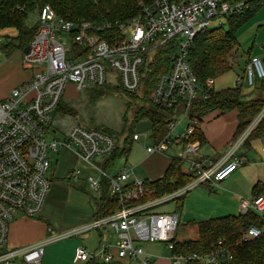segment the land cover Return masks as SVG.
I'll return each mask as SVG.
<instances>
[{
    "label": "built area",
    "instance_id": "obj_1",
    "mask_svg": "<svg viewBox=\"0 0 264 264\" xmlns=\"http://www.w3.org/2000/svg\"><path fill=\"white\" fill-rule=\"evenodd\" d=\"M248 1L153 0L139 16L118 25L119 30L114 34L109 33V25L74 24L57 16L49 5L39 9L36 14L37 28L26 46L27 52L17 51L21 54L24 70L30 71L32 76L12 88L5 98L0 97V264H42L44 249L49 243L71 238L88 229L106 227L118 235L115 251L103 244L93 251L78 247L73 255V264L124 263L130 260L152 264L151 255L145 252L142 243L163 244L172 253L178 216L175 213H147L156 202L139 203L145 194L144 180L131 179V169L116 168L118 160L109 162L120 142L101 130L79 126L71 130L68 140H58L49 135L52 116L68 84L78 92L113 86L114 83L125 93L141 90L142 67L154 56L158 47L176 41L170 69L157 79L149 95L154 108L174 113L167 132L160 138L152 139L151 125L147 132H134L132 141L137 143L142 137L149 139L150 143L145 146L149 156L163 155L178 143L174 158L186 166L194 181L169 196L171 199L197 185L218 187L247 163L244 157L237 156V152L263 118L264 109L234 140L221 161L207 165L197 160L199 143L189 142L188 139L198 122L190 120L188 115L200 95L204 99L209 97L214 80L205 81L206 91L203 92L187 55L198 34L221 19L240 13ZM104 29L107 32L100 34ZM234 64L235 59H232L230 65ZM255 80L264 81V62L251 57L239 83L252 86ZM183 119L187 126L179 131ZM62 149L72 150L81 162L95 171L96 174L85 177L89 190L99 196L104 183L110 198L117 202L116 210L109 217L94 220L90 226L62 234L49 230L51 236L46 241L10 250L6 244L15 215L19 213L22 218H34L42 213L50 192L52 157ZM261 151L264 153V146ZM81 174L79 169L74 168L66 179L78 181ZM248 211L261 215L264 212V197H255L250 202L242 200L240 214L245 215ZM261 236L264 232L251 226L243 233L242 240L250 241ZM220 245L221 241H218L217 246ZM230 259L224 248H215L205 255L172 253L170 257L171 264H220Z\"/></svg>",
    "mask_w": 264,
    "mask_h": 264
},
{
    "label": "trees",
    "instance_id": "obj_2",
    "mask_svg": "<svg viewBox=\"0 0 264 264\" xmlns=\"http://www.w3.org/2000/svg\"><path fill=\"white\" fill-rule=\"evenodd\" d=\"M170 1L178 2L180 0ZM260 1L262 0H249L247 4L251 5ZM152 2L153 0H0V31L11 29L16 32L15 37H4V45H0V50L13 54L22 51L29 44L37 25L29 27L27 21L31 16L37 14L44 5H49L57 16L74 24L86 22L98 27L109 25L110 32H108L114 34L119 30L118 25L125 24L139 16L142 9L151 6ZM260 6L253 12H248V14L241 12L225 18L229 23L227 30H224L220 25L217 28H209L201 32L193 39L188 50L187 60L203 92L206 91L205 81L207 79L214 80L232 68L230 62L234 59L232 54L237 46L236 34L252 18ZM105 32L107 30L104 29L100 31V34ZM102 36L105 38V34ZM175 43L176 41L166 42L158 47L154 56L142 67L141 90L132 94L125 93L117 86V89L130 98L136 95L135 100L138 101L139 105L134 108L128 128L122 127L120 130L99 129L120 142L119 147L109 158L110 163L126 159L129 155L134 144L132 135L137 123L141 121L151 123L152 139L160 138L166 134L167 125L174 113L165 112L163 114L154 108L150 103L149 95L157 79L169 71L171 57L176 50ZM252 86L262 89L264 81L255 80ZM244 87V84L239 83L232 89L218 92L211 90L209 97L206 99L203 95H200L192 104L188 118L190 120L195 119L199 123L200 118L207 112L215 110L220 112L235 111L238 120L235 136H240L264 109V98L249 99L243 93ZM99 88L93 89L91 94H100ZM137 95L143 97L138 98ZM127 107L128 110H131L130 105H127ZM57 111L72 114V111L62 107V102L57 107ZM122 120L126 122V116ZM117 135L123 136L122 139L118 138ZM263 135L264 125L261 119L246 137L243 148L253 139ZM195 140H199L200 145L203 142L201 133L196 128L188 141ZM193 181V176L184 173L181 162L174 158L162 178L151 182L144 180L145 194L139 200V203H150L169 196V194L179 192ZM182 198L183 195L181 194L174 199L180 200ZM95 205L94 220L109 217L117 208L116 200L110 198L104 183L100 195L95 200ZM251 226L264 232V219L253 211H248L247 214L236 217L227 216L199 222L197 224V239L181 242L174 239L172 253L177 255H205L215 248H224L231 259L220 264H264V236L250 241L242 240L243 233ZM218 241H221L220 246H217ZM93 263L88 262L86 264ZM186 264L199 263L189 262Z\"/></svg>",
    "mask_w": 264,
    "mask_h": 264
},
{
    "label": "crops",
    "instance_id": "obj_3",
    "mask_svg": "<svg viewBox=\"0 0 264 264\" xmlns=\"http://www.w3.org/2000/svg\"><path fill=\"white\" fill-rule=\"evenodd\" d=\"M241 53L242 52H240L239 48L236 46L232 57L237 60L236 57L240 55V58L238 59V61H235V64L231 68L234 71V84L233 82H231L229 83V86H223L222 89L218 90L215 89L214 84L213 90L215 92L236 87L239 82L242 81L244 77V68L251 57L258 56L264 62V46L259 49L257 56L253 55L252 47L250 51H247L246 53L244 52V57H242ZM240 59L241 61H239ZM31 74L32 73L28 71V74L22 77L20 81H17L14 87L28 81L32 76ZM244 88L245 89H243V93L247 95L249 99H256L258 97H261L262 99L264 98V86L262 89L254 88V86H245ZM3 90L6 91L3 88L0 90L1 98H5L8 94V92L4 93ZM1 91L3 92L1 93ZM237 123V113L235 111L220 112L218 110H215L207 112L202 118H200V121L195 128L201 133L203 142L200 145L199 140H195L199 143L200 146L197 160L207 165L221 161V159H223L228 154L231 145L237 138L235 136ZM262 123L264 125V116L262 118ZM183 125L185 128L186 125ZM181 127L182 123L178 127L179 131H182L184 129L183 127ZM263 146L264 135L253 139L244 148L242 146L237 152V156H241L246 159L247 163L244 166L238 168L225 180L219 183L218 187H211L207 184L197 185L189 189L187 192L182 193L183 197L185 196V194H188L192 190L197 189L195 190L197 195H199L200 197H206L213 204V206L211 207V211H213L214 213H209V215H211L212 217L213 215L215 218L227 216L236 217L238 215H241L240 202L242 200L250 202L256 196L264 197V153H262L261 151V148ZM177 152L178 143L170 147L163 155L149 156L145 151L144 155L146 154V156L139 162L136 161L135 163L141 166L144 175L147 176V178L143 176L146 179L142 178L141 180L151 182L156 179L162 178L171 160L174 159V155ZM141 154L142 152L140 151L138 153L139 158L141 157ZM57 156V159H53L52 157L53 164L50 172V192L40 216L45 220L46 223H48V226H46L47 224H39L34 221H29L30 223H28L27 226L34 224L36 226L42 225L41 228L43 229L39 233V237L28 244L24 242L21 244L15 242V245L18 246V248L46 241L47 236H51L48 229L52 230L56 234H62L74 230L76 229V227H86L87 223L89 224L94 221L93 214L96 207L95 200L98 196H96V198H93V193L89 190L88 185L85 181V177H87L89 174H96L95 171L90 170L83 162H81L72 150L62 149L59 151ZM181 164L182 171L184 173H187V168L183 166L184 164L182 162ZM74 168L79 169L82 173L78 181H71L66 179L67 174ZM88 190L90 192H88ZM87 192L90 196L89 199L85 197V194H87ZM64 193H72L78 197L82 196L85 200L83 201L84 206L80 207L82 209H85L78 214V218L71 219L70 222L67 223H64L61 219V216L57 215L58 212H62L61 205L63 203L59 198H62ZM158 200H155L153 202H157ZM86 204H93L94 209H91V207H88ZM150 210L147 213H150ZM262 218L264 219L263 216ZM47 227L49 228L47 229ZM107 229L110 228H102L101 232L98 233L99 241L96 242V248L102 244L109 245L112 247V250L114 252V247L116 246V243L119 239L117 238L115 242L108 241L109 235H107L108 233H105L107 232ZM113 232L116 235L115 231ZM89 236L93 237L92 235ZM116 237H118V235ZM64 240L68 239L59 240L57 242L49 243L48 245H46L47 247L44 250L42 264H73V255L76 248H84V246H82L83 244H70L69 241L62 242ZM18 242L20 241L18 240ZM142 247L147 254L151 255L152 264H171L170 257L172 256V253L171 251L167 250L163 244L142 243ZM161 247H163V249L168 253L166 256L162 254L163 249H161ZM84 249L87 250L86 248ZM93 264L102 263L94 262ZM107 264H140V262L137 260H130L124 263L112 262Z\"/></svg>",
    "mask_w": 264,
    "mask_h": 264
},
{
    "label": "rangeland",
    "instance_id": "obj_4",
    "mask_svg": "<svg viewBox=\"0 0 264 264\" xmlns=\"http://www.w3.org/2000/svg\"><path fill=\"white\" fill-rule=\"evenodd\" d=\"M260 5H264V0L258 3L255 2L251 5L246 4L241 12L248 14V12H253ZM35 24L36 14L31 16L27 21V25L29 27H34ZM220 25L224 30L229 28V23L225 19H221L220 21L213 24L210 29L217 28ZM5 36L15 37L16 32L11 29L0 31V40L2 41L3 45ZM62 36L64 37V35ZM236 41L239 51L242 52V57H244L245 53L251 47L253 50V55H258L259 49L264 46V6H260L252 18L238 30L236 34ZM20 55L21 54L19 52L8 54L7 52L0 50V90L2 88L5 89L6 91L3 90L4 93H9L10 90L16 85V82L20 81L22 77L28 74V71H25L24 67L22 66ZM236 58L237 60L235 59V61H238L240 55H238ZM257 58L259 57L257 56ZM239 61H241V59ZM231 82L234 84L233 69H230L226 73L214 79L215 89L218 90L222 89L223 86H229V83ZM117 88L118 87L116 86V83H114L113 86H104L99 88L100 94L93 95L91 94V91L94 88H91L87 91L78 92L72 85H66L61 100L62 107L72 111V114L69 115L61 111L55 112L52 116L49 135L58 140L65 141L68 140L71 130L77 126L85 129L96 130H105V128L111 130H120L122 127L128 128L130 121L132 120L134 108L139 104L138 101L135 100L136 95H134L135 97L130 98ZM3 91H1V93ZM137 97L141 98L143 96L137 95ZM127 105H130L131 110H128ZM161 113L165 114L163 111H161ZM124 116H126V122L122 120ZM183 124L186 125V121L184 119L182 120V127L184 128ZM117 137L122 139L123 136L121 137L117 135ZM149 143V139H145L143 137L139 142L134 143L131 148V152L126 157V159H121L116 162V168L125 167L126 169H131V179L141 180L142 178H147V176L144 175L141 166L135 163L136 161L139 162L146 156V154L144 155V147ZM140 151L142 154L139 158L138 153ZM57 157V155H53V159H57ZM93 162L95 161L93 160ZM183 166L186 167L185 165ZM195 190L197 189L185 194V196L180 200L171 199L169 196L172 194H169V196H167L168 198L164 197L165 199H160L161 201L156 202L153 208L150 210V213L152 214L175 213L178 216V223L174 232V238L176 241L197 239V224L199 222L215 218L214 215L213 217L209 215V213H214L211 211L213 204L206 197H200L197 195ZM88 192L90 191L88 190ZM88 192L85 194V197L89 199L90 196L88 195ZM92 196L93 198H96L95 194H92ZM59 199L63 204L61 205L62 212H58L57 215L61 216V219L64 223L70 222L71 219H77L79 216L78 214L85 209L80 208L84 206L83 201H85L82 196L78 197L72 193H64L63 197H60ZM86 205L91 207V209H94L93 204ZM41 214L34 218H22L21 214L17 213L14 217V224L11 226L6 247L10 250H13L16 247L18 248V246L15 245V242L20 244L24 242L28 244L37 239L40 235L39 233L43 229L41 228L42 225H27L30 223L29 221H34L39 224H47L46 226H48V223H46L45 220L40 217ZM261 216L264 217V213H262ZM91 224L92 222L89 224L87 223L86 226H90ZM48 228L49 227H47V229ZM100 232L101 229H88L62 242L69 241L70 244H83L82 246H84V248L92 251L96 248V242L99 241L98 233ZM105 233H108V241L110 242H115L118 238L116 237L117 234L115 235L111 229H107V232ZM89 235H92L93 237H90ZM47 239H49V236H47ZM18 240L20 242H18ZM46 247L47 246H45V249ZM161 249H163V247H161ZM162 254L166 256L168 253L163 249Z\"/></svg>",
    "mask_w": 264,
    "mask_h": 264
},
{
    "label": "water",
    "instance_id": "obj_5",
    "mask_svg": "<svg viewBox=\"0 0 264 264\" xmlns=\"http://www.w3.org/2000/svg\"><path fill=\"white\" fill-rule=\"evenodd\" d=\"M28 50V47H25L23 49V52L26 53ZM151 129V123L149 121H141L135 125L134 132L137 134H141L144 132H147Z\"/></svg>",
    "mask_w": 264,
    "mask_h": 264
},
{
    "label": "bare ground",
    "instance_id": "obj_6",
    "mask_svg": "<svg viewBox=\"0 0 264 264\" xmlns=\"http://www.w3.org/2000/svg\"><path fill=\"white\" fill-rule=\"evenodd\" d=\"M241 135V134H240Z\"/></svg>",
    "mask_w": 264,
    "mask_h": 264
}]
</instances>
